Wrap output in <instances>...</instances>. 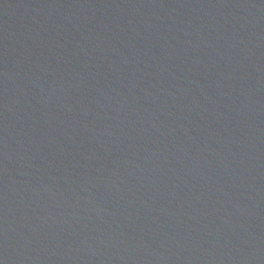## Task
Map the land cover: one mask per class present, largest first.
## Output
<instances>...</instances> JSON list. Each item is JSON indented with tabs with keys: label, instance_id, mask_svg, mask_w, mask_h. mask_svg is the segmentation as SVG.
I'll return each instance as SVG.
<instances>
[{
	"label": "water",
	"instance_id": "95a60500",
	"mask_svg": "<svg viewBox=\"0 0 264 264\" xmlns=\"http://www.w3.org/2000/svg\"><path fill=\"white\" fill-rule=\"evenodd\" d=\"M0 264H264V0H0Z\"/></svg>",
	"mask_w": 264,
	"mask_h": 264
}]
</instances>
